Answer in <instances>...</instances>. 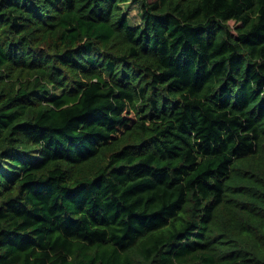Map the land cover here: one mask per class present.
I'll use <instances>...</instances> for the list:
<instances>
[{"label":"trees","instance_id":"1","mask_svg":"<svg viewBox=\"0 0 264 264\" xmlns=\"http://www.w3.org/2000/svg\"><path fill=\"white\" fill-rule=\"evenodd\" d=\"M0 264H264V0H0Z\"/></svg>","mask_w":264,"mask_h":264},{"label":"rangeland","instance_id":"2","mask_svg":"<svg viewBox=\"0 0 264 264\" xmlns=\"http://www.w3.org/2000/svg\"><path fill=\"white\" fill-rule=\"evenodd\" d=\"M130 16H131L134 23H139L140 17L138 16L137 7H135L134 5H132V7H131Z\"/></svg>","mask_w":264,"mask_h":264}]
</instances>
